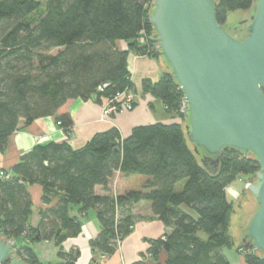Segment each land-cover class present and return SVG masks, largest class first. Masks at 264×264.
Segmentation results:
<instances>
[{
	"label": "trees",
	"instance_id": "1",
	"mask_svg": "<svg viewBox=\"0 0 264 264\" xmlns=\"http://www.w3.org/2000/svg\"><path fill=\"white\" fill-rule=\"evenodd\" d=\"M214 1L217 21L225 29L231 13L250 10L255 3ZM153 3L0 0V151H6L22 124L40 118L56 117L70 132L74 122L68 106L77 99L103 105L127 90L135 93L129 55L157 57ZM143 89L180 121L138 126L126 139L111 128L80 150L66 142L37 145L10 172L0 171V235L16 243L23 263L41 264L31 245L54 241L62 264H76L78 254L64 253L62 245L80 235L81 217L90 210L99 224L91 247L110 258L134 233L136 219L127 208L149 202L166 231L149 240L147 254L132 264H230L223 250L234 247L235 202L227 189L242 176L256 179L259 163L252 154L226 149L217 173H209L189 145L184 94L171 72L158 83L145 80ZM114 104L121 107L120 101ZM32 185L42 186L45 205L59 197L56 206L40 210L37 229L30 227ZM74 207L80 208V217L72 214ZM240 251L247 264H264L250 245ZM164 253L167 260L161 263Z\"/></svg>",
	"mask_w": 264,
	"mask_h": 264
},
{
	"label": "water",
	"instance_id": "2",
	"mask_svg": "<svg viewBox=\"0 0 264 264\" xmlns=\"http://www.w3.org/2000/svg\"><path fill=\"white\" fill-rule=\"evenodd\" d=\"M150 22L156 55L184 94V130L203 167L216 174L226 149L259 163L234 235L264 258V0L226 29L214 0H154ZM244 25L243 37L230 34ZM7 262L25 264L0 235V264Z\"/></svg>",
	"mask_w": 264,
	"mask_h": 264
},
{
	"label": "crops",
	"instance_id": "3",
	"mask_svg": "<svg viewBox=\"0 0 264 264\" xmlns=\"http://www.w3.org/2000/svg\"><path fill=\"white\" fill-rule=\"evenodd\" d=\"M128 68L136 94V106L133 111L114 115L110 121L103 122L101 121L102 105L93 100L83 101L77 99L68 106V112L74 122L70 132L66 133L62 129L56 117L37 119L27 127L22 124L19 130L10 137L6 151L4 153L0 151V171L10 172L19 163L20 159L31 152L37 145L48 142H66L72 149L80 150L96 134L106 132L111 128H117L122 138L126 139L131 135L135 127L157 123L173 124L180 121L174 114L167 112L162 101L150 94H146L143 89L145 80L158 83L164 74L170 72L162 64L161 58L132 53L128 58ZM239 182L237 180L232 186L236 192L239 193L240 191L241 193ZM29 192L33 202V215L30 219V227L37 229L41 223L40 210L56 206L59 203V197L55 198L51 205L48 206L43 203L44 191L42 186L32 185L29 188ZM234 197L233 200L235 199ZM248 202H252L250 198ZM127 212H130L136 219L135 230L129 238L120 244L114 256L103 258L95 254L91 247V241L99 234V224L94 210H90L86 216L81 217L82 232L76 238L68 239L62 245L63 252L77 253L76 264H132L139 261L143 255L147 254L149 249L148 241L163 236L166 229L163 223L153 215L152 204L149 202L129 206ZM79 213L80 208L74 207L72 214L80 217ZM240 217L241 215L236 213L232 217L230 234L234 240V247L223 250L230 264H247L244 254L240 251V248L245 245L236 241L232 231L235 218L237 226H240ZM17 243L20 246L24 245L23 241L20 240ZM31 248L41 264L63 263V260L59 257L60 248L56 246L54 241L38 242L32 244ZM166 260L167 255L164 253L160 262L164 263ZM148 262L151 263L150 261Z\"/></svg>",
	"mask_w": 264,
	"mask_h": 264
},
{
	"label": "rangeland",
	"instance_id": "4",
	"mask_svg": "<svg viewBox=\"0 0 264 264\" xmlns=\"http://www.w3.org/2000/svg\"><path fill=\"white\" fill-rule=\"evenodd\" d=\"M250 10H246V11H236V12L231 13L228 16L227 24H231V23H235V22H240V21L247 20V17H248V14H249V11ZM103 108L104 107H101V121L108 122V121H110V119L112 118V116H110V117L107 116L108 118H105L104 119L103 116H105V111H104ZM189 145H190V143H189ZM239 181H240L239 183H240V186H241V189H240L241 190V193H240V191H239V193L236 192L235 189H234V187L232 185H231V188L228 189V191H229L228 193H229L230 199L233 200V197L235 196L234 197L235 198L234 199V202H235V213L237 215H241L242 214L243 205L246 202L249 201L248 195H250V192L247 189L248 185L253 184L254 182H256V179L242 176L239 179ZM240 198H242V199H240ZM251 201L253 202V200H251ZM236 227H237V220L235 218L234 219V222H233V225H232V231L234 233H235Z\"/></svg>",
	"mask_w": 264,
	"mask_h": 264
},
{
	"label": "built area",
	"instance_id": "5",
	"mask_svg": "<svg viewBox=\"0 0 264 264\" xmlns=\"http://www.w3.org/2000/svg\"><path fill=\"white\" fill-rule=\"evenodd\" d=\"M154 50H156L155 47H154ZM106 87H107V84L100 87L99 90L103 91V89ZM116 101L121 102V107H118L114 104ZM135 103H136V94L131 90H127L123 92L122 94L117 95L115 99L110 100V101L108 100L102 105V107H104L103 109L105 111V116H106V117L103 116V118L105 119L110 116L113 117L114 115H117L123 112L133 111L135 108ZM184 104H185V101L183 103V110L185 108ZM1 176H6L7 178L10 177L8 174H4V173H1Z\"/></svg>",
	"mask_w": 264,
	"mask_h": 264
},
{
	"label": "flooded vegetation",
	"instance_id": "6",
	"mask_svg": "<svg viewBox=\"0 0 264 264\" xmlns=\"http://www.w3.org/2000/svg\"><path fill=\"white\" fill-rule=\"evenodd\" d=\"M245 26V25H244ZM244 30H245V27H241V28H237V29H235V31H236V33H243L244 32ZM236 35H238V34H236ZM239 37L241 36V35H238Z\"/></svg>",
	"mask_w": 264,
	"mask_h": 264
}]
</instances>
